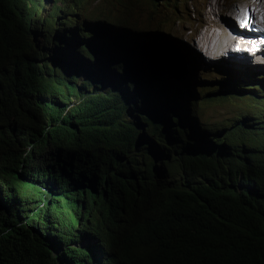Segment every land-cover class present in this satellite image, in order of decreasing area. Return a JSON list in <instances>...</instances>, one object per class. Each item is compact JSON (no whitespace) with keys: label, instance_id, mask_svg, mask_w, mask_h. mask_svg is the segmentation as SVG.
<instances>
[{"label":"trees","instance_id":"16d2710c","mask_svg":"<svg viewBox=\"0 0 264 264\" xmlns=\"http://www.w3.org/2000/svg\"><path fill=\"white\" fill-rule=\"evenodd\" d=\"M46 1L0 0V264H264V121L206 127L194 63L152 98L128 72L149 32ZM252 73L213 90L258 97Z\"/></svg>","mask_w":264,"mask_h":264},{"label":"rangeland","instance_id":"374dc122","mask_svg":"<svg viewBox=\"0 0 264 264\" xmlns=\"http://www.w3.org/2000/svg\"><path fill=\"white\" fill-rule=\"evenodd\" d=\"M76 1L81 4V6L77 4L79 7L78 13L83 12L85 15L93 17H110L124 23H129L133 27L137 28L139 32L145 34H148L149 32L151 34L149 38L152 39L153 44L149 46L153 47L154 50L156 49L154 47H157L170 54H183L182 57L187 65V68L189 63H194L195 66L197 65L198 68L196 69L197 73L195 75V80L197 88L201 89L199 91L200 96L197 101V113L200 120L206 127L213 130L219 129L220 132L223 131L222 135L225 133V135H228L235 142H240V121L245 116H256L259 120L264 121V104L262 103L264 90L261 89L263 93L256 92L258 98L249 95L250 93L252 94V92L248 88L255 90L254 86L257 83L249 82L246 86L241 85L237 90H232L228 93H216L213 89L222 85L220 83L222 79L219 81H205L201 78V76L207 74H213L214 76H226L230 70H234L236 67L227 64L226 67L229 68L223 69L222 67H225V64L224 66L221 65V63L211 64V62L203 59L204 55L201 58L202 54L200 51L197 52V47L192 43V38L189 35L192 31L190 28L195 29L196 27L192 20L199 21L201 19L205 22L209 17L206 10L202 11L201 9L205 4V0H158L159 3L157 6H155L152 0H133L136 3L129 6L120 5L118 0ZM128 1L131 2L132 0ZM164 1L166 2L162 4L161 2ZM235 1L236 0H227L226 6L234 3ZM70 2L76 3L75 0H60L58 3L66 7ZM47 4L49 6L50 4H53V2L48 1ZM154 29H162L165 31L153 32L152 30ZM167 31L173 32L175 35L180 37L175 38L174 35L167 36ZM161 45L165 46V48L161 47ZM173 47L179 48L180 50ZM100 50L103 52L102 49ZM172 50H175L176 53H173ZM104 52L105 54L108 52V55H110V51ZM197 54H199L200 57H198ZM249 64L256 66L255 64H252L250 60ZM81 66L82 62L76 67L79 68ZM239 68H241L240 70L245 71L242 75L247 74L248 72L246 71H254L256 73V78L264 82V64H262L259 68L252 69H249L251 67L247 68V66H242L240 64ZM244 68H247L248 70ZM215 93L219 95H229L230 93L235 94L232 96H215L208 98L215 95ZM255 122L256 120L251 118L247 121V123ZM256 126L259 127V125ZM262 140L264 141V136L262 137ZM15 186L19 187L20 195L24 199L29 198L39 200V202L33 203L32 206L38 205L42 199L45 201L43 209L51 206L49 204V200L51 198L49 194L44 197L43 191H40L33 186H25L22 183L16 184Z\"/></svg>","mask_w":264,"mask_h":264},{"label":"clouds","instance_id":"9594fccd","mask_svg":"<svg viewBox=\"0 0 264 264\" xmlns=\"http://www.w3.org/2000/svg\"><path fill=\"white\" fill-rule=\"evenodd\" d=\"M218 1H220V3L222 4V7H223V2L225 1H222V0H205V4L202 6V11L206 10V12L208 13V20H206L205 22L203 20H199V21H193L192 22L196 25L195 29H191V33L189 34L191 37H192V43L194 46H196L199 51H203V54L206 56V59L208 62H211L212 63H221V65L224 66V64L221 62V60L223 59H230L232 56H239L242 54V51L243 49L241 47H239L237 44L235 43H231L229 39H223L221 41V44H220V47H219V52L217 55H214L210 52V48L212 46V43H211V36L214 32H221L223 30V25L220 21V18H221V15H220V9H217L216 10V15L212 12V9H211V4L212 5H217ZM48 1L45 0V4H46V10L45 12H43V15L45 16H48L49 14L47 13L48 9H49V6L47 4ZM119 3V2H118ZM121 5V4H120ZM222 10V9H221ZM219 17V18H218ZM218 18V19H217ZM190 22V21H189ZM191 22V23H192ZM174 37L175 38H178L180 36L178 35H175L174 34ZM151 45V44H150ZM161 47H163L161 45ZM165 48V47H163ZM161 49V48H160ZM197 50V52H198ZM248 53H249V60L252 64H255L256 66H261L262 64H264V55H257V51L256 49L254 48H249L247 49ZM173 53H176V51H172ZM200 54V53H199ZM174 56H180L181 58H183V54H180L178 53L177 55L175 54H172ZM201 58H202V55H201ZM135 60V61H134ZM138 60V62H137ZM212 60V61H211ZM141 64L142 61L139 60L138 58H134V57H129V66L131 68H136V67H139V68H142L144 69L146 72H147V81H148V86L149 88L148 89H144L142 86H141V89L142 90H145L148 95L150 94L151 97L153 98V93L154 91H152L153 89H155V84L157 83L156 81H153V84L151 86L150 82H149V79L150 78V73L152 71V68L154 67V64L153 63H149L148 66H142ZM191 64V63H189ZM128 66V67H129ZM217 67V66H215ZM251 68L249 69H252V68H257L255 66H252L250 65ZM78 68V67H77ZM198 68V66L196 67V69ZM223 69H227L229 67H222ZM80 71H82L81 67L78 68ZM189 69V66L187 68V65L185 64V61H184V64L182 65V69H181V75L179 77V75H176V77H179V78H183L185 75H186V72L187 70ZM241 68H236L234 70H230L227 74H229L230 72L232 71H235L236 73H241L243 74L245 71H242L240 70ZM244 69H247V68H244ZM133 70V69H131ZM248 70V69H247ZM129 72V70H128ZM248 73L250 72H253L252 75H253V78L254 79H257L256 78V73L254 71H246ZM247 73V74H248ZM153 75V74H152ZM207 75H212L214 76L213 74H207ZM246 75V74H245ZM219 76V75H217ZM176 77H173L171 79H176V80H180L179 78H176ZM226 76H219V80H221L222 78L224 79ZM219 80H216V81H219ZM164 83L166 82L168 84V81H165V80H161V82ZM261 81V80H259ZM163 83V84H164ZM221 83V81H220ZM253 83H256V82H253ZM222 84V83H221ZM247 84H243V86H246ZM221 85H219L218 87H220ZM241 84H235L231 89H228V92H231L232 90H237L238 87H240ZM256 86V84H255ZM220 89V88H219ZM249 90H251L252 94L250 93L249 95L251 96H254L256 97L253 93L255 90L251 89V88H248ZM255 89V87H254ZM217 93V91H214ZM211 96V97H208V98H212V97H215V96H232L233 94L235 93H230L229 95H219V94H216ZM220 93V92H218ZM239 96H242V95H239ZM258 98V97H256ZM157 107L161 106V104H158L156 105ZM158 109H157V113H158ZM160 115L164 116L163 113H160ZM245 117H248V118H257L256 116H245ZM258 119V118H257ZM243 120V119H242ZM242 120L240 121L241 123H247V122H242ZM259 120V119H258ZM261 121V120H259ZM213 130V129H212ZM219 130V129H218ZM214 131H217V130H214ZM223 132V131H222ZM225 134V133H224ZM239 136L241 138V140H250V139H253L254 137H248V136H245L243 135L242 133H240V127H239ZM247 147V146H245ZM74 244L75 246H81V247H86V246H90L93 244V240L91 239H78L76 242L72 243Z\"/></svg>","mask_w":264,"mask_h":264},{"label":"bare ground","instance_id":"6f19581e","mask_svg":"<svg viewBox=\"0 0 264 264\" xmlns=\"http://www.w3.org/2000/svg\"><path fill=\"white\" fill-rule=\"evenodd\" d=\"M226 3L227 0L223 2V7L220 1H218L215 6L212 4L210 5L215 15L216 10L220 9V21L223 25V30L218 33L214 32L210 38L212 43L210 52L217 55L221 41L223 39H229L231 43H235L243 49L242 54L239 56H232L228 60L223 59L221 62L225 64V66L229 64L230 66L239 68L241 64L248 68L250 64L247 49L254 48L257 51V55H264V0H236L234 3L228 4L227 6ZM248 20L251 21L249 26H243L241 21ZM200 53L202 56L204 55L201 50ZM197 56L200 57L199 54H197ZM203 59L207 61L205 55ZM255 67L259 68V66Z\"/></svg>","mask_w":264,"mask_h":264},{"label":"water","instance_id":"95a60500","mask_svg":"<svg viewBox=\"0 0 264 264\" xmlns=\"http://www.w3.org/2000/svg\"><path fill=\"white\" fill-rule=\"evenodd\" d=\"M155 50L153 47L149 46L148 50H143L138 53L142 63H153L154 67L150 74H153L154 78H160L161 80L168 81L177 75H181L182 65L184 64V59L180 56H175L160 49L157 47ZM133 69V70H131ZM129 77L133 76L135 78L141 79V86L146 90L149 88L148 81L146 79L147 72L139 67L131 68L128 67ZM153 80L151 81V86L153 84ZM157 83L155 84V87ZM163 88L169 89V84L166 82L163 84Z\"/></svg>","mask_w":264,"mask_h":264},{"label":"snow or ice","instance_id":"6c2138e0","mask_svg":"<svg viewBox=\"0 0 264 264\" xmlns=\"http://www.w3.org/2000/svg\"><path fill=\"white\" fill-rule=\"evenodd\" d=\"M241 23L243 24V26L248 27L249 24L251 23V21L250 20H248V21H241Z\"/></svg>","mask_w":264,"mask_h":264}]
</instances>
